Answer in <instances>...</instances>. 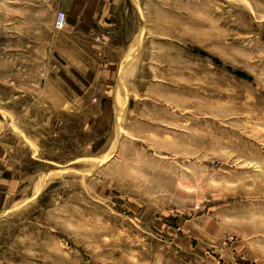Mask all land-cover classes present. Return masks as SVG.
I'll list each match as a JSON object with an SVG mask.
<instances>
[{
	"label": "rangeland",
	"instance_id": "374dc122",
	"mask_svg": "<svg viewBox=\"0 0 264 264\" xmlns=\"http://www.w3.org/2000/svg\"><path fill=\"white\" fill-rule=\"evenodd\" d=\"M114 3L97 84L19 122L0 264H264V0Z\"/></svg>",
	"mask_w": 264,
	"mask_h": 264
},
{
	"label": "crops",
	"instance_id": "0c3cea01",
	"mask_svg": "<svg viewBox=\"0 0 264 264\" xmlns=\"http://www.w3.org/2000/svg\"><path fill=\"white\" fill-rule=\"evenodd\" d=\"M4 5L3 16L0 3V85L10 96L0 97V106L19 108H10L9 117L0 119V211L11 207L25 182L20 155L25 152L33 159L34 140L19 122L29 106H64L66 88L88 90L97 84L98 50L113 34L115 3L7 0ZM59 11L67 16L61 31L54 29ZM43 13L48 15L44 22Z\"/></svg>",
	"mask_w": 264,
	"mask_h": 264
},
{
	"label": "built area",
	"instance_id": "2783aa9c",
	"mask_svg": "<svg viewBox=\"0 0 264 264\" xmlns=\"http://www.w3.org/2000/svg\"><path fill=\"white\" fill-rule=\"evenodd\" d=\"M67 24V16L66 13L59 11L56 13L54 20V29L57 31L64 30Z\"/></svg>",
	"mask_w": 264,
	"mask_h": 264
},
{
	"label": "bare ground",
	"instance_id": "6f19581e",
	"mask_svg": "<svg viewBox=\"0 0 264 264\" xmlns=\"http://www.w3.org/2000/svg\"><path fill=\"white\" fill-rule=\"evenodd\" d=\"M65 171V170H64ZM66 172V171H65Z\"/></svg>",
	"mask_w": 264,
	"mask_h": 264
}]
</instances>
